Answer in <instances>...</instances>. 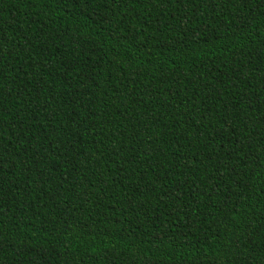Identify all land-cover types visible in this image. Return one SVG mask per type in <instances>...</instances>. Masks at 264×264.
Masks as SVG:
<instances>
[{
    "label": "trees",
    "instance_id": "1",
    "mask_svg": "<svg viewBox=\"0 0 264 264\" xmlns=\"http://www.w3.org/2000/svg\"><path fill=\"white\" fill-rule=\"evenodd\" d=\"M0 264H264V0H0Z\"/></svg>",
    "mask_w": 264,
    "mask_h": 264
}]
</instances>
